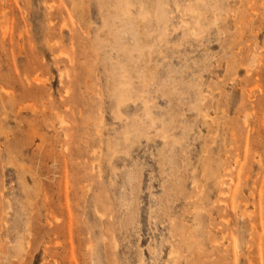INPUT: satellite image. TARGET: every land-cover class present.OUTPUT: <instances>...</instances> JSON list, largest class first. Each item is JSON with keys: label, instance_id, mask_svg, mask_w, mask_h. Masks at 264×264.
<instances>
[{"label": "rangeland", "instance_id": "374dc122", "mask_svg": "<svg viewBox=\"0 0 264 264\" xmlns=\"http://www.w3.org/2000/svg\"><path fill=\"white\" fill-rule=\"evenodd\" d=\"M0 264H264V0H0Z\"/></svg>", "mask_w": 264, "mask_h": 264}]
</instances>
